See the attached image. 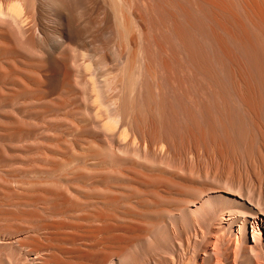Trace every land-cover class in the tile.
<instances>
[{
    "label": "bare ground",
    "instance_id": "bare-ground-1",
    "mask_svg": "<svg viewBox=\"0 0 264 264\" xmlns=\"http://www.w3.org/2000/svg\"><path fill=\"white\" fill-rule=\"evenodd\" d=\"M263 110L264 0H0V264H126L134 260L130 253L137 237L130 235L134 225L116 224L101 208L88 215L71 214L85 200L77 194L81 187L73 183L89 180L93 173L71 169L86 155L75 150L76 141H67L66 133L90 132L100 138L104 148L90 141L87 149L111 165L102 181L133 172L143 184L156 186L166 181L147 172L152 167L148 161H153L144 159L140 147L128 154L130 138L134 143L147 137L163 141L169 151L200 147L226 163L229 152L237 146L249 147L250 137L255 141L253 118ZM129 158L133 166L127 168ZM64 182L67 186H62ZM232 187L224 191L229 195H199L197 202L179 209V217L200 224L222 207L218 217L229 226L239 214L231 208H241L233 192L236 185ZM98 189L97 195L103 188ZM114 196L106 195L104 202L116 204ZM260 200L254 203L252 217L240 212L227 239L233 253L254 250L259 241L264 242ZM247 228L251 248L241 245ZM199 233L206 241L202 254L218 260L221 235Z\"/></svg>",
    "mask_w": 264,
    "mask_h": 264
},
{
    "label": "rangeland",
    "instance_id": "rangeland-1",
    "mask_svg": "<svg viewBox=\"0 0 264 264\" xmlns=\"http://www.w3.org/2000/svg\"><path fill=\"white\" fill-rule=\"evenodd\" d=\"M260 113H261V115H260ZM260 113H258V115H256L257 117L253 118V122L256 125L255 127L253 126V128L254 129L256 128L257 131L254 130L253 128H252L253 130H251L252 138H254L253 136H255V132H256V135L258 134L257 138L256 137L255 138L259 139V140H256L254 138V140H255L254 142H258V143H255V145H254V142H253V140L251 142V137H250V140H249L250 143L248 142V144H247V145L250 144L249 147L246 146V145L245 146H237L238 149L240 148V150L234 149L231 152H229L228 153L229 155H227V158H226V163L223 160H219L218 155H216L217 157H214L215 154H213L211 152L210 153L206 152V151H204V149H202L200 147H199V149H197L196 147L193 148V146H182V147L176 148L175 150H172V151L170 150L169 151L167 149V147L165 146L163 141L154 142V141H151L149 139V137H147L141 143H139L137 141V138H136L135 139V143H134V141L132 140L133 137L130 138L131 139V142H130L131 143L130 144L131 149H130V152H128V154L129 153L131 154V152H133V149L135 147H137V146L140 147V149L144 153V156H145L144 159H146L148 157L149 159H152V161H153V164H152V162L150 161L151 162L150 163L148 161V158H147L146 161H148L149 164L148 163H146V164H148L149 166H152V167H150L148 169L149 171H147V172H150L151 173L150 175H152L153 173L157 174V175H160L164 179L163 181H166V182H162L161 184L156 185V186L155 185L143 184V182H141L140 178H138L136 175H134L133 172L132 173H125L120 178H111V180L110 179H105V180L102 181L101 179H104L103 178V174L111 167V165L107 164V163L100 162L99 161L100 158H98V156H95V155L91 154V151L87 149L88 148V143L87 142H90V141H91L90 143H93V144L95 143L94 145L100 146V148H104L105 145L102 143L101 140L99 141L100 138L96 134H93V133H90V132H86V133L85 132L84 133H66L65 135H68V137L65 136V135H64V137H65V139L68 138L67 141H69V142H71V140H72V142L76 141L75 144H76V148L77 149H75V150L78 153H84L86 156L90 153V155H91V156L88 155L87 158L85 156V158L76 160L72 164V166H71L72 168L71 169L77 170V171L82 170V171L90 173V174L93 173L92 177L89 180L88 179H84V180H79L78 182L76 181L75 183H73V185H75V186L77 185L78 187L79 186L81 187V190L77 193V194L81 195L80 196L81 198L79 197V195H77V196L82 201L84 199L85 200L83 201L84 205L80 206V207H78L76 209L78 213L79 212H81V213L78 214L76 212V210H75L71 214L75 215V216L88 215V214H92V213L97 212V210L99 208H101L102 210L99 209V211L100 212H104L106 210L105 213L107 215H109L110 217L109 216L108 217L112 218L113 222H115L116 224H118V225H122V224H124V225H134L133 232L130 233V235L131 236L132 235L133 236H137V237L140 235V236H142V238L139 239V238L136 237V239L134 240L135 242L133 241L134 245H133V242L131 243L130 253L135 258L133 257L134 260H131L130 263H126V264H214L215 262H216L215 264H264V242H260L259 241L260 245L254 250H251V249H249V250L240 249L237 253H233L232 249L230 248V244H232V243L230 241H227V239H230L232 237V232H233L234 228H236L237 220L241 217V214L245 213L244 215L245 216L247 215V217H252L253 216L252 214H254V211H255V204L254 203H256L258 200H260L259 195H261V200L260 201L264 205V143H263L264 142V140H263L264 137L262 139V136H261V135L264 136V128H263V126H264V118H262V117H264V110L262 112H260ZM255 118L257 119V121H256ZM260 124H262V126ZM259 130L263 134H260ZM252 131L253 132L255 131L254 134L252 133ZM123 135L125 136V134H123ZM74 136H76V137H74ZM129 137H128V139H129ZM117 138H118V136H117ZM260 138H261V140H260ZM77 144L79 146H77ZM250 146H251V149H250L251 152H250V150H248L250 148ZM260 147H261L262 151L260 150ZM79 149H80V151H79ZM247 150H248V152H247ZM252 150H253V152H252ZM255 150H256V152H255ZM242 151L246 152L247 154L246 153L242 154L243 153ZM237 152L239 153V155L237 154ZM128 154H126V155H128ZM235 154L237 156H233ZM130 156H132V155H130ZM207 156H208L209 160H208ZM228 158H230V159H228ZM129 159L130 160L127 161V165H126L127 168H130V167L133 166V163L130 164V161H131L132 158H129ZM159 160L161 161V163H165V164L162 165V166H161L160 162H159L160 164H157L158 163L157 161H159ZM227 160H228V162H227ZM95 161H98V162H95ZM219 161H220V163H219ZM221 161L223 162V164H221ZM229 161H230V163H229ZM140 162H142V161H140ZM101 163H103V164H101ZM206 163H207V165H206ZM86 164H88V165H86ZM166 164L169 167H171V169H169L171 172L169 170H167L169 167L167 168ZM175 164L177 165V168L180 169V167H181V171H179V169L177 170ZM104 165H107V166H104ZM205 165H206V167H205ZM226 165H228V166L226 167ZM173 166H175V167H173ZM188 166H190V167L187 169ZM222 166H223V169H221ZM90 167H93V168H90ZM98 167H100V168H98ZM153 168H156V169L153 170ZM205 168H206V170L207 169H209V170H207V172H206V170L203 171ZM214 168L216 170H214ZM69 170H67V172L63 171V175L68 174ZM165 170L169 171V172L167 173V172H165ZM172 170H174V171H172ZM213 170H214V173H213ZM126 171L130 172L129 170H126ZM160 171H163V172H160ZM191 171H192V176L190 175ZM94 172H98V174L96 175V174H94ZM215 172H216V174H215ZM217 172H219V173H217ZM227 172H229V173H227ZM182 173H183L184 176L181 175ZM194 173H198V175H194L193 176ZM128 174L130 176H128ZM132 174H133V176H132ZM161 174L162 175L164 174V175L162 176ZM212 174H214V175H212ZM166 175H168L167 176L168 178L166 177ZM199 175L201 177H199ZM205 175L207 176V178H206ZM131 176H132V178L134 177V180L131 179ZM179 176L182 177V178H179ZM123 177H125V179ZM135 177H137V178H135ZM171 178H174L175 181L171 180ZM221 178H222V180H221ZM120 179H122V180L120 181ZM126 179H127V181L129 179V181L127 182ZM92 180H93V182H92ZM131 180H133V181H131ZM180 180H181V182H183V181H185V182H183V183L178 182ZM98 181H100L101 184L99 182V185H96V184H98L97 183ZM104 181H105V183H104ZM114 181L116 182L115 184H114ZM168 181H170V182H168ZM80 182H82V184ZM119 182L121 184H118ZM167 182H168V184H166ZM194 182H197V183L195 184ZM215 182H217V183H215ZM220 182H222V183H220ZM66 183L64 182V184H62V183L61 184H62V186H67ZM83 183L86 186H84ZM131 183L134 184V185H136V184L137 185L134 187V185L131 186ZM169 183H170V185H169ZM126 184H127V186H126ZM188 184H189V187H187ZM144 185L146 187L150 186V187H148L149 189L147 188V190H146V187ZM197 185H198L199 188L196 187ZM231 185L234 186V187L236 185V187H235L236 189L234 188L235 191H237V189L240 188V190L238 189L239 190L238 193L235 192V191H233V192L236 194L234 196L235 197L237 196V199L240 202L239 206H241V208H237V206H233L231 208L232 205L231 206H230V204L226 205V206H230L231 210H238L239 211V214L235 218V222H233L229 226L226 225V223L223 222L218 217L222 213V211L224 209L222 207H220L217 210V213L214 216L204 219L200 224H197V223L190 224L188 222H185L183 219H181L179 217L181 208H183V207H185L187 205L188 206L192 205L195 202H197L198 199L200 198L199 195H201V196H205V195H208V194L209 195H213V196H216L218 194L219 195L220 194L224 195L225 194L224 191L227 190L226 188L232 187ZM99 186H101L104 190L105 189L107 190V187H108V190L106 191V194L102 193V192H105V191ZM119 186H120V188H119ZM124 186H125V189H124ZM237 186H239V187L237 188ZM97 187L100 188V191L102 189L101 194H99V193H98V195L96 194V192H99V189ZM181 187H183V189ZM93 188H97V189H93ZM115 188H116V190H115ZM155 188L159 189V191L162 192L163 194L160 193ZM163 188L167 189V190H164ZM143 189L147 193H145ZM153 189H155V190H153ZM91 190L94 191L95 193L92 192ZM109 190H111L112 193ZM117 190H119V191H117ZM124 190H126L125 193H124ZM192 190H194L195 192H193ZM153 191H154V193H153ZM114 192H116V193H114ZM117 192H119L120 195H117L118 194ZM128 192L130 193V195L132 194L133 197L130 196V195H127V194H129ZM138 192H141V193H138ZM143 192L145 193L146 196L148 194L149 197L148 196L147 197L144 196ZM136 193H137V197H134ZM121 194H123V195H121ZM138 194H140V195L138 196ZM106 195H109L110 197L115 195L114 197H116V200L118 199L117 201L115 200V202H114L116 204H112L113 202H111L110 204L105 203L104 201L106 199H108V197H106ZM158 195H159L160 199L158 198ZM225 195H229V194H225ZM117 196L120 197V199ZM155 196H157L158 199ZM95 198L97 200H102V201H96V200H94ZM132 198H133V200H132ZM165 198H167V199H165ZM143 199H144V201L145 200H147V201L144 203ZM129 200L130 201L132 200L133 202H131V204H130ZM134 200L138 201V202L135 203ZM149 200L153 201L152 202L153 204ZM176 200H180V202H182V203H180L179 201H176ZM253 200L255 202H252ZM91 201H92V203H91ZM94 201H96L98 204L96 202H94ZM123 201L126 203V205H125V203ZM170 201H174V202H170ZM185 201H187V202H185ZM189 201H193V202H189ZM103 202H104V204H103ZM149 202L151 204L147 205ZM122 203H124L125 206L122 205ZM140 203H142V204H140ZM155 203H157V204H155ZM161 203H162V205H161ZM172 203H174V204H172ZM169 204H170V206H169ZM91 205H93V206H91ZM90 206H91V208H90ZM95 206H96V208H95ZM107 206H109V207H107ZM129 206H131L130 207L131 209H128ZM112 207L114 209H110ZM83 208H85V209H83ZM115 208H116V210H115ZM135 208L137 209V211L135 210ZM86 209H88V210H86ZM176 209H178V210H176ZM241 210L243 211V213H242ZM142 211H143V216H142V213H141ZM147 211H150V212H148L149 214H147ZM107 212H109V213H107ZM175 212H177V213H175ZM240 212H241V214H240ZM139 213H141V214H139ZM170 214H172V215L169 216ZM161 215H164V216H161ZM138 218H139V220H138ZM119 219H121V220H119ZM122 219H123V223H122ZM131 219L136 224H133ZM135 219H136V221H134ZM114 220H116V221H114ZM140 220H142V221H140ZM86 221L87 220H84V221H81V222L82 223L83 222L87 223ZM117 221H119V222H117ZM126 221H127L128 224L126 223ZM213 221H215V222H213ZM88 222H90V221H88ZM95 222H96V224H100L99 220L94 221V223ZM130 222H132V223H130ZM92 223H93V221H92ZM141 223H143V224H141ZM149 226H152V227H149ZM151 228H153V229H151ZM147 229H149V230H147ZM150 229H151V231H150ZM186 229H187V231H186ZM146 230H147V232H146ZM118 231L115 230L113 233H118ZM153 231H154V233H153ZM200 231L213 232V233L216 232L217 235H221L220 236L221 237L220 246H221L222 250H221L220 256L218 257L219 262L215 258H209L208 256H205L204 254H202L203 253V251L201 250L202 244L206 243V241L203 242L202 238L200 237V233H199ZM171 233H172V235H171ZM223 233H224V236L222 237ZM143 236H145L146 238H143ZM250 236H251L250 230L247 228V233H246V235L244 237L245 240H243L241 245H246L249 248H251L252 245H253V242H252L253 239H252V236L251 237ZM167 237H169V238H167ZM262 238H264V233L262 234ZM137 239H139V240H137ZM143 239L145 241V244L141 243V242H143L142 241ZM150 239H151V242H150ZM166 239H169L168 243H167ZM86 240H88V241H86ZM86 240L84 241V239H83V240H81V242H90L89 239H86ZM140 240H141V242H140ZM146 242H147V244H146ZM137 244H139L138 245L139 247L136 246V248H135L134 246L137 245ZM114 245H116V244H114ZM145 245H147V247ZM149 245H151L152 247H150ZM144 246L147 249H145ZM157 247H159V248H157ZM132 248H133V250H132ZM137 249H139L141 251H138ZM140 259L142 260V262L140 261Z\"/></svg>",
    "mask_w": 264,
    "mask_h": 264
}]
</instances>
